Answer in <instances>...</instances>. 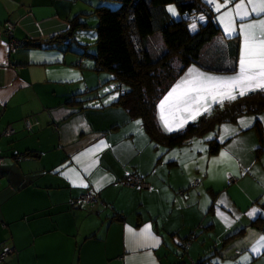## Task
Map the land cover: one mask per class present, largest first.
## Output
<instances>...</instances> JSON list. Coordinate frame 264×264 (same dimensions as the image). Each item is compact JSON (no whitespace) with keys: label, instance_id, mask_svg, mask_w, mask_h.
<instances>
[{"label":"crops","instance_id":"0c3cea01","mask_svg":"<svg viewBox=\"0 0 264 264\" xmlns=\"http://www.w3.org/2000/svg\"><path fill=\"white\" fill-rule=\"evenodd\" d=\"M107 1L0 0V250L13 249L2 264H264V161L255 152L264 150L262 111L227 122L223 140L222 122L182 145L154 143L116 103L113 74L86 55L82 30L97 39L94 10ZM206 5L220 33L158 101L166 132L158 106L189 69L239 71L240 35H226ZM8 20L24 43L14 51L2 30ZM72 21L86 27L65 43ZM27 118L38 120L32 132ZM241 118L254 119L243 128ZM221 151L231 160L215 161ZM130 173L149 188L124 185ZM87 190L99 198L78 202ZM145 225L147 237L139 235Z\"/></svg>","mask_w":264,"mask_h":264},{"label":"trees","instance_id":"16d2710c","mask_svg":"<svg viewBox=\"0 0 264 264\" xmlns=\"http://www.w3.org/2000/svg\"><path fill=\"white\" fill-rule=\"evenodd\" d=\"M118 6L95 8L96 53H87L97 70L113 74L120 96L116 101L130 117L139 118L146 133L154 143L173 147L186 143L195 135L215 130L222 122H234L246 113L257 114L264 110V93L259 90L214 104L210 113H204L189 122L180 131L166 132L157 120L156 106L172 83L191 64H197L202 48L220 33L214 20L213 9L203 0H113ZM174 3L179 14L200 13L206 20L197 31L191 32L183 19L175 21L166 6ZM86 27L72 21L68 39L75 29ZM160 33L164 50L152 55L144 45L149 35ZM67 37V38H66ZM259 128V121L254 124ZM210 152L217 151L219 143L210 140ZM197 264V263H196ZM202 264V263H200Z\"/></svg>","mask_w":264,"mask_h":264},{"label":"snow or ice","instance_id":"6c2138e0","mask_svg":"<svg viewBox=\"0 0 264 264\" xmlns=\"http://www.w3.org/2000/svg\"><path fill=\"white\" fill-rule=\"evenodd\" d=\"M206 3L212 5L219 13L218 19L226 35L231 36L238 32L241 37L239 71L230 76H215L189 69L186 76L172 87L158 106L161 120L168 132L180 131L189 121H195L204 113H210L213 104L223 106L225 100L233 101L249 92L264 90V0H239L234 7H230L233 0H224L222 4L219 0H206ZM168 11L176 14L171 6ZM253 15L258 18L250 19ZM198 19L203 21L205 17L201 15ZM237 20L240 21L239 24ZM196 26V21L193 20L190 28L195 29ZM253 119L241 118L239 123L241 127L247 128ZM139 123L140 121H137V124ZM223 127L225 135L230 134L229 126ZM235 131L236 129H231V132ZM209 138L211 137L205 139ZM221 139L223 140L224 136H221ZM223 159L231 160L226 151H221L220 158H214L215 161ZM255 211L254 209L249 215H253ZM149 229L150 226L145 225L139 235L149 236ZM156 242L158 243V240Z\"/></svg>","mask_w":264,"mask_h":264},{"label":"built area","instance_id":"2783aa9c","mask_svg":"<svg viewBox=\"0 0 264 264\" xmlns=\"http://www.w3.org/2000/svg\"><path fill=\"white\" fill-rule=\"evenodd\" d=\"M210 10L211 7H210ZM203 14L200 13H186L183 12L180 14V18L183 19L186 24L188 29L191 32H195L198 30V28L200 27V25L206 20V17L203 21H200L198 19L199 16H201ZM193 20L196 21V28L195 29H191L190 25L193 23ZM3 33L6 34V36L9 38V48L11 51H14L15 49H17L18 47H21L24 43L21 40H18L14 37L13 35V31H14V24L12 21L8 20L3 24ZM65 43H69L70 40H64ZM260 92L264 93V90H259ZM38 123L37 118H33L32 120L30 119H25L24 120V124H25V128L27 131L32 132L33 130V126L36 125ZM14 132V130L8 126L5 131L4 134L6 136H9L10 134H12ZM4 160L3 157L0 156V163H2ZM123 184L130 187V188H149V183L146 182L142 176L136 174V173H130L127 175V177L123 180ZM99 198V192L93 191V190H87L86 192L82 193L79 197H78V202H84V203H91L94 202L96 199ZM13 251L12 248H7V249H3L0 250V264L3 263L4 259ZM190 264H196L194 262H191Z\"/></svg>","mask_w":264,"mask_h":264},{"label":"rangeland","instance_id":"374dc122","mask_svg":"<svg viewBox=\"0 0 264 264\" xmlns=\"http://www.w3.org/2000/svg\"><path fill=\"white\" fill-rule=\"evenodd\" d=\"M203 2L206 4V0H203ZM102 5H105V6H107V7H109V8H111V9H114V8H116L117 6H118V4L116 3V2H114V1H107L106 3H104V4H102ZM173 7L174 9H175V12H176V14L175 15H173L172 13H170L169 11H168V8L169 7ZM166 8H167V11H168V13H169V15L175 20V21H178L179 19H180V14H179V11H178V9H177V6L174 4V3H171V4H168L167 6H166ZM93 21H95V17H93ZM92 25V24H91ZM82 32H84L83 34H85L86 36H85V39H86V41H87V43H88V41H91V42H89V52H90V54L91 53H93V54H95L96 53V46H95V44H94V42H95V40H96V35H95V30L94 29H92V28H88L87 30H82ZM91 34H93L92 36H91ZM224 37H223V35L221 34L219 37H217L216 39H215V42H218L217 40H224L223 39ZM162 39H161V35H160V33H155V34H152V35H149L148 37H147V39H146V41H144V45L146 44L147 45V48H148V50L150 51V53L152 54V55H159L160 53H162L163 52V50H164V47H163V45H162ZM115 80V79H114ZM109 82H113L112 80H110ZM107 83V82H106ZM116 85H118L117 87H122V89H125V86L124 85H120V83L116 80L115 81V84H114V91L115 92H117V93H119V91H118V89L116 88ZM261 117L262 118H264V110L261 112ZM263 121H264V119H263ZM224 125H228V126H231L230 125V123H227V122H223L222 123V126H224ZM222 133L223 134H221V136H224L225 134H224V131H222ZM207 135V134H206ZM206 135H204V136H206ZM212 136V134H209V137H211ZM221 136L219 135L218 136V139L220 140L221 139ZM255 145V144H254ZM260 146V145H259ZM256 147V146H255ZM256 149L257 150H255V152H257V154L259 153V157H261V160L262 161H264V150H263V148H257L256 147Z\"/></svg>","mask_w":264,"mask_h":264}]
</instances>
